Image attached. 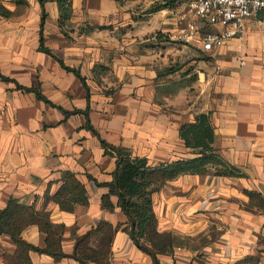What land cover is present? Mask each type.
Segmentation results:
<instances>
[{
  "label": "crops",
  "instance_id": "crops-1",
  "mask_svg": "<svg viewBox=\"0 0 264 264\" xmlns=\"http://www.w3.org/2000/svg\"><path fill=\"white\" fill-rule=\"evenodd\" d=\"M0 3L11 11L0 14V75L8 77L0 76V209L12 196L47 210L51 222L63 224L61 248L67 254L77 235L101 220L110 222L118 228L108 264H154L124 229L127 215L105 184L116 157L100 138L146 157L150 165L186 159L197 148L184 144L180 125L208 112L213 147L242 174L181 173L152 192L157 229L177 239L171 252L157 254L158 264H254L248 256L264 264V207L250 195L264 200V34L255 19H246L242 38L231 37L211 51L192 45L185 71L164 74L161 59L170 46L156 28L168 33L185 0L135 20L124 17L117 0H71L62 23L57 2L47 0L42 38L54 56L39 48L38 0ZM125 18L135 29L118 30ZM22 87L37 88L51 103ZM65 171L75 174L87 197L72 210L55 200ZM104 194L109 207L102 204ZM20 235L46 245L37 224ZM16 248L0 232V264H10ZM28 255L32 264H81L71 256L55 259L34 250Z\"/></svg>",
  "mask_w": 264,
  "mask_h": 264
},
{
  "label": "trees",
  "instance_id": "trees-1",
  "mask_svg": "<svg viewBox=\"0 0 264 264\" xmlns=\"http://www.w3.org/2000/svg\"><path fill=\"white\" fill-rule=\"evenodd\" d=\"M38 1L42 7L39 48L53 55L43 45L42 38V27L46 14L43 4L47 0ZM55 1L59 6L58 21L62 23L71 13V0ZM175 2L176 0H162L148 8L147 11L154 12L162 7L171 8L175 6ZM10 13V9L0 3V14L8 16ZM58 60L66 69L79 75L76 69L64 65L61 59ZM171 72L173 69L169 67L163 71L164 74ZM0 76L3 79H8L7 76ZM22 88L33 91L39 99L51 103L37 88ZM87 126L92 128L88 121ZM93 131L95 130L93 129ZM179 135L186 146L197 148V155L157 165H150L146 157L131 155L127 149L110 144L100 138L105 151L116 157L112 179L105 184L109 188V193L117 196L118 205L127 215L128 224L124 229L128 230L134 243L153 258L154 264H158L157 254L171 252L177 239L170 231L157 229V219L152 207V192L157 190L166 180L181 173L242 174L239 169L224 160L213 147L214 130L208 112H198L193 121L181 124ZM56 194L55 200L61 208L66 210H72L74 202H87L83 184L70 171L64 172V183L61 190ZM250 195L258 206L264 207V200L259 194L251 192ZM108 197L109 194L103 195V206H111ZM33 223L46 233L45 247L35 246L21 237L22 229ZM117 228L118 225L113 226L110 222L99 221L95 228L75 237L73 251L67 254L61 248L63 224L51 222L47 210H37L33 205H25L12 196L8 198L6 205L0 209V232L8 234L17 246L10 264H32L28 255L30 250L47 253L55 259L71 256L81 264H90L91 261L96 264H108L105 259L108 257L112 235ZM259 243L262 244L259 250L264 251V236L259 239ZM246 260L256 264L258 257L248 256Z\"/></svg>",
  "mask_w": 264,
  "mask_h": 264
},
{
  "label": "built area",
  "instance_id": "built-area-1",
  "mask_svg": "<svg viewBox=\"0 0 264 264\" xmlns=\"http://www.w3.org/2000/svg\"><path fill=\"white\" fill-rule=\"evenodd\" d=\"M264 0H185L168 37L204 51L220 47L231 37L242 38L246 19H255L264 34ZM199 21L205 23L202 29Z\"/></svg>",
  "mask_w": 264,
  "mask_h": 264
},
{
  "label": "rangeland",
  "instance_id": "rangeland-1",
  "mask_svg": "<svg viewBox=\"0 0 264 264\" xmlns=\"http://www.w3.org/2000/svg\"><path fill=\"white\" fill-rule=\"evenodd\" d=\"M160 1L162 0H119V2L122 4L124 8V13H125L124 17L131 16L133 20H135L137 17L138 18L145 17L147 15L146 13L148 12L147 9ZM162 8H159L158 10ZM262 16H264V14H262ZM123 21H124V25L118 28L119 31L124 32L125 30L135 29L134 22L133 24L127 23L126 18ZM156 32L157 34H159V36L164 35V39H162L165 42L164 44L167 46H170L169 50L167 51L168 52L167 55L162 56V59H161L162 66L161 67L162 68L169 67L173 69V72L178 73V74L184 72L190 62V58L192 55L190 51H194V50H191L192 45H188L187 48L185 47L186 49L184 48V50H181L182 49L181 44L183 43L171 40L168 37V35H166L167 32L161 30V27L159 28L157 27ZM198 57H203L205 59L206 55L205 54L202 56L199 55ZM162 68H159V69H162Z\"/></svg>",
  "mask_w": 264,
  "mask_h": 264
}]
</instances>
